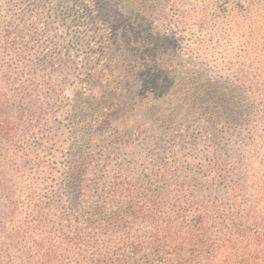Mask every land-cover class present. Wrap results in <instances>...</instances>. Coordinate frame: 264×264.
Here are the masks:
<instances>
[{"label": "rangeland", "instance_id": "1", "mask_svg": "<svg viewBox=\"0 0 264 264\" xmlns=\"http://www.w3.org/2000/svg\"><path fill=\"white\" fill-rule=\"evenodd\" d=\"M127 2L135 0L122 1ZM137 4L143 33L156 42L153 55L148 53L152 69L145 77L154 84H169L173 79L183 86L178 93L166 96L169 99L175 95L177 106L169 110V116L174 122L172 128L178 132H163L169 125H152L144 133L132 122L114 128L116 121L104 128L107 133L96 146L92 160L107 157L106 162L111 165L108 175L104 173L105 184L116 182V189L122 194L109 206L116 210L122 205L126 212L125 235L110 233L106 238L120 241L118 246L124 244L125 253H129L131 244H137L139 257L146 259L147 264H164L167 260L169 264H184L190 259L191 236L193 240L201 239L196 238L200 230L193 227L201 221L211 238L210 257L201 264H264V0H138ZM66 7L67 3L50 0L44 10L28 9L30 14L34 10L35 19L43 15V31L35 39L48 49L60 46L54 64L39 73L43 84L73 89L66 103L75 102L79 113L84 103L92 99L80 94L86 58L90 65L101 63L94 44L99 32L94 31L97 26L89 32L83 24L68 18L67 13L58 19L47 11L56 9L59 16ZM130 28L131 25L125 26ZM75 35L82 40L80 49L72 45ZM126 35L119 31V37L111 34L110 38L116 44L126 40ZM108 53L109 72L96 84L95 96L107 87L121 92L133 82L130 74L119 76L123 75L125 64L130 63L126 54L112 49ZM143 64V59H137L138 67ZM109 74L111 80L107 79ZM226 87L231 102L224 111L215 102ZM140 95L120 94L126 98L115 104L121 112L112 107V117L117 121L133 118L138 110H142L141 121L162 117L159 113L164 116L166 105L146 110L144 105L140 107L143 97L136 98ZM51 121L54 126L62 121L68 131L76 123L71 115L68 121L58 116ZM179 121L183 123L180 128ZM150 132L156 135V141L148 146ZM37 154V162L55 168L54 176L48 179L58 178L64 163L53 157L52 145L40 148ZM58 194L59 203L44 214V225L50 229H37L32 213L17 211L15 226H19L20 234L9 241L0 240V264H78L70 251L73 243L63 241L62 231L69 228L60 221V214L75 210L79 199L65 188ZM144 202L143 212L152 217L134 218L132 214H138ZM4 203L0 201V230ZM130 203L132 207L128 208ZM157 238L158 253L153 243ZM181 245L184 251L177 254L175 248ZM92 252L89 249L87 254Z\"/></svg>", "mask_w": 264, "mask_h": 264}, {"label": "trees", "instance_id": "2", "mask_svg": "<svg viewBox=\"0 0 264 264\" xmlns=\"http://www.w3.org/2000/svg\"><path fill=\"white\" fill-rule=\"evenodd\" d=\"M59 1L67 3L66 10L60 11L59 16H56L57 10L50 8L47 11L50 12L51 17L60 19L62 13H67L68 18L72 17L73 21L83 24L89 32L94 26H97L94 31L99 32L96 35L98 40L94 44L95 54L99 55L98 61L101 63L95 62L90 65L86 58L87 66L82 72L80 94L92 99L84 103L79 113L75 111V102L73 105L66 103L73 89L70 91L66 87L57 88L53 83L47 86L43 84L44 81L39 74L44 68L54 64L55 57L60 52L59 45L48 49L46 45L35 39L43 31L40 24L44 21L43 15L36 19L32 16L33 9L44 10L50 0L0 1V201L5 202L0 240L9 241L10 238L14 239L20 234L19 226H15L17 222L15 217L19 215L17 211L20 209L23 214L32 213L34 218L32 223L36 224L37 229H50L44 225L46 220L44 214L59 203L58 191L65 188L79 199L75 210L71 209L67 215L64 212L60 214V221L67 223L66 227L69 228L67 231H62L63 241L73 243L70 251L78 260V264H147L146 259L139 257L140 246L137 244H131L129 253H125L124 244L118 246L120 241L106 238L110 233L121 232L125 235L126 227L123 225L126 223V212L122 205L116 210L110 208L109 204L113 202L112 200L120 199L122 194L118 193L116 182H111L110 186L105 184L107 177L104 173H107V168L111 165L106 162L107 157L92 160L93 152L107 133L104 128L112 126L114 121H116L114 128L124 127L132 122L137 123L138 128L144 133H147V127L152 125L155 127L169 125L170 129L168 126L163 132H178L172 128L174 122L169 116V110L177 106L175 95L169 99L166 96L169 93H178L183 86L174 83L173 79L169 84H154L145 77V74L152 69V63L147 58L150 57L148 53L153 55L156 42L144 35L141 29L138 0L127 3H122L123 0H116V3L112 0ZM29 7H33L31 14ZM30 21L33 23L30 24ZM126 25H131V28L125 29ZM119 31L127 34L126 40L120 38V42L114 44L110 36L115 34L119 37ZM86 34L88 32H85ZM31 39L37 44L32 43ZM80 43L82 40L75 35L72 45L80 49L83 46ZM110 49L126 54L130 63L125 64L123 75L119 74V76L130 74L133 82L121 92H112L110 87H107L100 96H95L96 84L103 81L106 71L109 72ZM137 59H143L144 64L138 67ZM172 74L173 70L170 76ZM107 79L111 80L110 74ZM42 91L45 92L44 96ZM131 92L142 94L136 98L143 97L140 100V107L144 105L146 110L166 105L164 116L159 113L163 118L153 116L141 121L142 110H138L136 117L129 116L123 120L119 118L118 121L114 119L110 114L115 113L112 107L115 111L121 112L119 106L115 104L126 98L121 97L120 94L129 95ZM228 92L226 87L215 102L224 111L231 102ZM105 102L113 106L109 107ZM131 102L130 99L129 103ZM44 106L46 107L43 108ZM70 115L76 120L72 131H68V127L66 130L62 121L55 126L54 121H51L55 116L68 121ZM119 120L122 121L121 126L118 124ZM177 124L179 128L183 126L181 121ZM53 132L56 133L55 136H50ZM150 133L151 135L147 137L148 146L156 141L154 138L156 135ZM61 138L64 139L60 140ZM179 140L183 141L181 138ZM48 144L52 145L53 157L64 163L60 168L62 173L51 181L48 177L54 176L55 168H50L45 162H37V152L40 148L45 149ZM176 164L177 162H170V165ZM58 165L59 162L55 167L57 168ZM163 165L166 166L167 163ZM87 175H92V178H84ZM131 207L130 203L128 208ZM145 208L144 202L138 214L134 212L132 216L152 217L150 213L143 212ZM198 224L199 226H195ZM195 225H193L194 229H199L201 232L196 238L201 239L193 240L191 236L190 259L184 264H201L210 257L208 249L211 238L207 234L208 230L203 228L201 221ZM159 242L160 238L153 242L156 243L157 253L160 249ZM89 249L93 250L91 255L87 254ZM175 249L178 250L177 254L179 250L184 251L183 245ZM169 263L170 261L167 260L164 264Z\"/></svg>", "mask_w": 264, "mask_h": 264}]
</instances>
